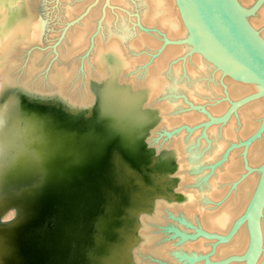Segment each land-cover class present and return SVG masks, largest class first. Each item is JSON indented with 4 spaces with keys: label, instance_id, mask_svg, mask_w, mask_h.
<instances>
[{
    "label": "bare ground",
    "instance_id": "6f19581e",
    "mask_svg": "<svg viewBox=\"0 0 264 264\" xmlns=\"http://www.w3.org/2000/svg\"><path fill=\"white\" fill-rule=\"evenodd\" d=\"M16 1L0 0V44L13 35L12 29L16 21L13 5L16 4ZM81 1L77 4V0V3L75 1L74 4L73 0H70L73 6H69L65 14L68 17L73 15L82 6L84 7V3L92 0ZM105 1L98 0L97 7L88 11L90 13L83 21V28L75 37L73 45L80 46L84 43L86 35L94 28L93 17L97 14L99 6L103 7L101 4ZM236 1L239 5L248 7L255 0ZM107 3L110 10L104 8V13L102 12L103 20L99 27L102 32L101 35L99 34L100 36L97 35L99 39H95L99 43L95 47V59L102 66L105 57L109 55L112 75L98 92V105L101 108L98 110L100 116L97 121L106 123L105 125H109L110 129L116 128L118 133L114 134L117 137L121 138L124 135L128 139L133 134L141 133L143 128L153 125L160 116L164 118V111L169 110L170 112L179 106V101L169 98L166 103L160 104L162 106H156L150 109V112H144L140 111L142 103H148L156 97L163 100L166 92L173 96L174 94L179 95V93L184 94V99H182L189 106L188 110H185L184 113L181 111L183 114L162 119L169 126L179 124L175 126L176 132L172 141L173 150L169 152V155L176 163L181 160L178 163V169L186 168L191 173L188 172L190 176L188 174L182 176V180L190 183L192 188L186 191V194L184 193L185 203L182 205V210L185 214H183L181 224H186L191 229V224L199 222L200 226L198 227L201 230L225 235L235 219L243 213L248 205L261 174L259 170L256 171L253 168H260L264 163V130L249 145L244 147L242 144L238 147L237 144L243 143L259 128L264 116V96L242 105L223 123L211 124L206 128L204 124L202 126V123L209 119L207 113L213 117L221 116L230 106L231 100L235 101L257 91L263 86L262 83L238 70L231 71L233 75H230L225 69L215 65L201 53L189 54L191 46L178 42L188 36V29L181 19L176 0H107ZM130 7L137 10L136 21L135 18L129 22L126 15L123 14L125 11L128 12ZM111 9L117 11L113 12ZM245 19L253 30L254 28L261 29L257 32L264 41V3L255 14L247 16ZM129 23H137L139 26L146 27L148 31L140 33L134 30L132 24ZM41 27L40 22L34 23L29 31L30 36L34 39L38 38ZM153 30L162 38L155 35ZM166 40L177 43L164 46ZM126 45L130 49L131 57L125 54L124 46L126 47ZM152 51H159V53L145 78L143 90L133 92L134 90H131L130 86L116 87V75L118 76V73L124 70H132L133 67L145 60L144 53L147 55ZM145 64L141 65L148 66ZM130 74L132 75V73ZM133 81L135 80L133 79ZM226 98L227 101L224 100ZM4 105L6 107L2 113L1 109ZM201 107L207 112L203 111ZM52 120L45 112L23 108L13 97L0 102V174L11 166L10 164L15 159L13 156L18 152V156L24 160L30 158V162L33 163H35L34 159L42 162L45 158L42 155L45 153L40 151L44 149L34 150V147L29 146V143H38L41 147L43 141L45 144L42 146L47 149L45 146L47 145L45 139H47L50 141V149L54 151L60 142H64L56 135L60 132L59 130L56 133L50 130V128L53 129L54 126L59 125ZM192 125H200L204 128L198 127L196 131L188 132L186 128H190ZM90 128L92 126L83 128V132L79 131L77 134H81L80 136L90 135L93 131ZM80 136L76 135L73 142L77 147V151L73 150L76 158H80L83 154V151L78 149L83 146ZM243 153L246 158V167ZM247 167L251 170H248ZM205 171L212 173L207 176L208 172ZM181 226L175 225L174 228ZM260 230L261 251L255 264H264V205L260 216ZM177 231L178 233L173 232V235L179 240L173 251L177 264H194L192 263L194 255L191 256V249L196 252L197 247L203 251L208 249L207 246H211L212 256L215 252L219 256H228L244 253L249 243L246 221L239 226L229 241L219 242L215 247L212 243L214 240L210 241V244L209 242L205 244L206 239L202 235L200 238L199 236L189 238L191 233L188 234L180 228ZM180 234L187 235V237L182 238ZM231 264H244V262L234 261Z\"/></svg>",
    "mask_w": 264,
    "mask_h": 264
},
{
    "label": "water",
    "instance_id": "95a60500",
    "mask_svg": "<svg viewBox=\"0 0 264 264\" xmlns=\"http://www.w3.org/2000/svg\"><path fill=\"white\" fill-rule=\"evenodd\" d=\"M176 1L188 29V36L178 42L191 46L189 54L201 53L228 74L238 70L263 85L257 91L231 101L221 116L213 117L207 113L209 120L204 126L223 123L242 105L264 96V41L245 19L255 14L264 0H255L248 7L239 5L236 0ZM105 3L108 4L107 0ZM170 43L177 42L166 40L164 46ZM5 107H2V113ZM99 108L97 101L92 125L65 117L57 119L54 113L50 115L52 122L59 124L50 130L53 133L59 130L56 135L64 142H60L54 151L47 139V149L42 146L43 141L41 147L38 143H29L34 150L44 149L39 150L45 153L42 162L33 156L35 163L30 162V158L24 160L18 152L13 156L11 166L0 174V264H131L129 250L133 236L126 229L137 198L142 195L137 187L141 186L146 192L151 189L147 186L151 168L139 152L140 137H117L114 134L118 133L116 128L110 129L106 123L97 121ZM86 125L92 126V133L87 136L77 134L83 132ZM263 130L264 116L255 133L237 146L249 145ZM76 135L83 143L78 147L83 151L80 158L73 153V150L77 151L73 144ZM243 158L246 167V158ZM257 170L261 174L253 195L225 235L196 229L198 235L205 238L227 242L246 221L247 248L241 255L218 262L206 260L204 264L256 263L261 251L264 163ZM9 208H12L10 213ZM172 230L178 233L176 229ZM80 243L84 245L78 246Z\"/></svg>",
    "mask_w": 264,
    "mask_h": 264
},
{
    "label": "rangeland",
    "instance_id": "374dc122",
    "mask_svg": "<svg viewBox=\"0 0 264 264\" xmlns=\"http://www.w3.org/2000/svg\"><path fill=\"white\" fill-rule=\"evenodd\" d=\"M75 1L77 3V0ZM75 1L73 0V3ZM80 2L82 1L78 0L77 4ZM97 2L98 0H92L84 3V7L82 6L69 17L65 13L69 6H73L70 0H17L15 2L13 11L16 15V21L12 29L13 35L0 44V102L13 97L25 109L45 112L49 116L54 113L57 119L65 117L81 124L92 125L93 112L97 101H99L98 92L112 75L109 55L105 57L102 66L95 59V47L96 44H99L95 39H99L97 35H101L102 29L99 27L103 20L102 12L104 13V8L110 10L108 4H101L102 8L99 6L97 14L93 17L94 28L86 35V42L84 41L80 46H75L73 41L83 28V21L90 13L88 11L95 9ZM111 11L116 12L117 10L111 9ZM123 14L126 15L125 17L129 22L135 18V21L137 20V10L132 7ZM36 22H40L42 27L40 35L34 39L30 36L29 31ZM131 26L140 33L148 31L146 27L139 26L137 23H133ZM254 30L257 32L261 29L254 28ZM153 32L162 38L155 30ZM127 47L128 45L124 46L125 54L131 57L132 54ZM152 53L148 52L149 55L147 52V55L144 53L145 60L133 67L132 70H124L118 73V76L115 77L116 87L130 86L131 90H134L133 92L143 90L145 78L148 76L149 70L152 69L159 51H152ZM141 64H145L146 67ZM139 65L142 67L139 68ZM141 73L143 74L141 75ZM165 95L163 100L156 97L148 102L149 104L142 103L140 111L150 112V109L162 106L160 104L166 103L169 98L182 103L180 106L178 102L179 106L170 112L169 110L164 111V118L180 115V113L183 114L185 110H188L189 106L183 101L184 94H174V97L166 92ZM224 100L227 101V98ZM50 118L52 117L50 116ZM164 118L160 116L153 125L143 128L139 134L132 135V137L137 135L140 137L139 152L147 160L148 166L150 165L151 169L148 173L150 180H148L147 186L151 189L146 192L141 186L137 187L141 189L142 195L141 198H137L129 228L126 229L133 236L129 250V255L132 258L131 264H177L173 251L179 240L173 235L175 232L172 229L179 230L180 228L192 235H198L196 229H200L198 227L200 226L199 222L191 224V229L186 224H181L183 214H185L182 210V205L185 203L184 193L192 188L190 183L182 180V176L187 174L190 176L191 173L186 168L178 169V163L181 160L176 163L169 155V152L173 150L172 141L176 132L175 126L179 124L169 126L166 121L162 120ZM237 125L235 126L238 127ZM198 127L201 126L192 125L186 129L190 132L191 130L196 131ZM257 169L253 168L256 171ZM211 173L208 172L207 176H210ZM11 209L9 208L8 212ZM3 221L5 220L3 219ZM173 225L182 226L174 228ZM205 239V244L208 242L210 244V241L214 240L212 242L213 247L219 243L216 239ZM83 245L84 243H80L78 246ZM210 247L207 246L208 249L203 251L198 247V249L194 248L196 252L191 249V256L194 255L192 263L204 264L206 260L218 262L233 255L219 256L215 252L217 256L215 257L214 253L213 257Z\"/></svg>",
    "mask_w": 264,
    "mask_h": 264
}]
</instances>
